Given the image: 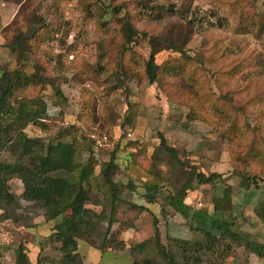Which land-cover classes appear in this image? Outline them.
I'll return each instance as SVG.
<instances>
[{
    "label": "rangeland",
    "instance_id": "1",
    "mask_svg": "<svg viewBox=\"0 0 264 264\" xmlns=\"http://www.w3.org/2000/svg\"><path fill=\"white\" fill-rule=\"evenodd\" d=\"M119 4L122 10L112 13L110 8ZM35 8L51 26L50 35L39 40L36 50L42 78L35 86L16 91V99L38 95L45 105L43 125L22 128L27 137L38 139L33 148L45 152L49 143L70 141L76 149L75 160L84 163L91 155L97 162L88 175L90 194L84 207L104 218L92 237L93 246L77 240L81 264H132L135 257L144 255L133 252L131 246L149 237L147 257L165 264L151 239L153 216L162 247H168L180 263L179 243L171 239L191 241L199 234L194 231H211L208 200L210 195L220 196L224 184L231 187V209L223 213L222 232L237 231L242 238L236 244L226 234L214 250L191 245L190 253L200 264H264L243 240L264 243V214L258 216L253 210L257 200L264 201V0H0V63L9 69L17 66L4 43ZM125 10L147 34L176 30L186 55L161 51L155 60L166 64L167 75L149 84L138 74L113 88L110 71L124 41L121 16ZM146 41L139 40L133 47L143 59L149 51ZM31 67L25 63L22 68L29 72ZM43 78L56 83L62 96ZM225 94H229V105L221 99ZM16 99L4 109L15 110ZM99 133H105L107 140L96 151L90 136ZM157 133L181 160L204 173H221V180L212 187L191 182L184 199L190 207L187 218L169 206L160 207L165 203L163 195L154 203L142 197L143 181L155 170L168 169L154 152ZM250 142L254 148L247 153ZM115 145V162L122 170L113 177L123 186L125 199L146 209L117 205V221L109 229L113 240L105 242L109 239L102 240L110 213L109 187L98 172L99 163L108 160ZM87 146L96 153H89ZM2 148L0 159L11 161ZM237 170L254 174L256 184L238 176ZM7 185L20 194L22 183L17 177ZM160 187L171 190L165 183ZM96 198L99 203L93 204ZM18 201L14 218L0 220V264H37V260L38 264H60L59 243L52 241L51 234L55 222L45 221L40 207ZM63 215L68 216L69 210Z\"/></svg>",
    "mask_w": 264,
    "mask_h": 264
},
{
    "label": "trees",
    "instance_id": "2",
    "mask_svg": "<svg viewBox=\"0 0 264 264\" xmlns=\"http://www.w3.org/2000/svg\"><path fill=\"white\" fill-rule=\"evenodd\" d=\"M122 7L123 5L119 4L110 8V11L117 14L122 10ZM121 18L124 41L119 52L114 55V67L110 71V84L113 88L123 85L127 79L138 74L149 84L158 81L163 75H167L166 64L157 63L155 60L156 55L161 51L178 53L182 57L186 55L176 35V30L163 31L159 35L147 34L145 30L139 29L133 24L132 15L127 10L123 12ZM24 20L25 24L16 25L11 38L4 43V46L15 59L17 67L9 69L0 63V119L3 115H8L3 123L0 122V146H3L8 151L9 156L12 157L11 161L0 159V220L14 218V209L19 206L18 199L33 204L36 208L40 207L43 219L55 222L51 234L52 241L59 243L56 248L61 253L60 264H81L76 253L77 240L84 239L94 245L92 237L96 234L97 227L104 218L101 213H95L84 207L90 194L88 175L92 166L96 165L97 162L90 158L91 155L84 163L75 160L76 149L70 141L58 140L49 143L46 151L41 152L40 149L33 148L37 145L38 139L29 138L22 131V128L27 124L43 125L45 105L41 98L37 95V97L16 99L18 94L16 91L25 86H35L36 81L42 78L40 68L36 66L38 63L36 50L39 40L47 38L51 33V30H48L51 26L45 23L37 8L33 9L30 14L24 15ZM143 39H147L146 43L149 47L146 59H143L133 49L139 40L142 42ZM25 63L31 64L32 71H24L22 67H25ZM43 80L49 84L55 94L62 96L56 83L46 78ZM110 88L112 89L111 86ZM228 96L229 94H225L221 97L226 104H228L226 102ZM15 99L18 100L17 108L10 110L7 107L5 110L6 105ZM125 122H129L128 117H125ZM157 136L159 142L154 152L159 159H162L168 169L165 171L155 170L150 178L143 181L145 193L142 197L146 203H154L158 196L163 195L167 201L164 198L165 203H162L160 207L169 206L172 210L179 212L182 217L187 218L190 214V207L184 203V199L191 182L194 181L199 185L209 183L212 187L215 182L221 180V173L200 171L196 165L181 160L178 151L167 145L161 133H157ZM86 148L92 155L97 151L88 146ZM117 148L118 146L115 145L108 160L99 163L98 175L108 185L110 198V213L106 218L107 222L102 240L109 239H105V242L113 240L109 229L111 224L117 221L115 219V207L117 205H127L139 210L146 209L145 205H137L125 199L122 193L123 186L113 177L117 173H121L122 170L115 162ZM253 148L251 143L247 148V153H250ZM54 172L64 173L65 176L53 175ZM122 173L126 174L125 171ZM237 175L256 184L257 177L248 171L240 172L237 170ZM13 177H17L22 183V190L17 195L12 193L7 185ZM163 183L171 190L165 192L164 189H161L160 186ZM230 189V185L224 184L221 195H210L209 208H203L206 209L210 218V232L194 231L199 234L194 233L196 236L191 241L171 239L179 243L180 263L175 261L173 253L168 247H162L158 238L156 220L153 216L151 239L155 244L156 251L159 249L165 264H200L199 260L190 253V246L194 245L192 246L193 249L212 251L218 239L224 238L226 234L237 244V240L242 238L237 231L222 232L223 213L231 209ZM92 203L98 204L99 200L93 199ZM66 210H69L68 216L63 215ZM253 210L256 215H263L264 201L257 200ZM149 238L131 246L133 252L144 255L141 258L135 257L132 264H156L152 261L153 259L147 257ZM243 240L246 248L264 259V243ZM117 245H120V248L124 247L123 244ZM229 246L230 243L225 244L226 248ZM143 248L145 249L144 252H142ZM38 263L40 262L37 260Z\"/></svg>",
    "mask_w": 264,
    "mask_h": 264
},
{
    "label": "built area",
    "instance_id": "3",
    "mask_svg": "<svg viewBox=\"0 0 264 264\" xmlns=\"http://www.w3.org/2000/svg\"><path fill=\"white\" fill-rule=\"evenodd\" d=\"M91 140L93 141V146L96 150V148H101L106 143V134L105 133H99L96 136H90Z\"/></svg>",
    "mask_w": 264,
    "mask_h": 264
}]
</instances>
